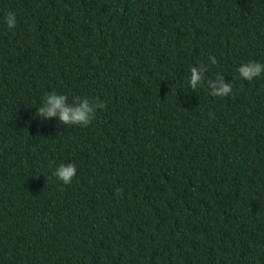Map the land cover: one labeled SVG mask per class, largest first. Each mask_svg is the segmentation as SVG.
I'll list each match as a JSON object with an SVG mask.
<instances>
[{
    "label": "trees",
    "instance_id": "trees-1",
    "mask_svg": "<svg viewBox=\"0 0 264 264\" xmlns=\"http://www.w3.org/2000/svg\"><path fill=\"white\" fill-rule=\"evenodd\" d=\"M250 61L264 0H0V264H264ZM52 94L92 123L41 116Z\"/></svg>",
    "mask_w": 264,
    "mask_h": 264
},
{
    "label": "clouds",
    "instance_id": "clouds-1",
    "mask_svg": "<svg viewBox=\"0 0 264 264\" xmlns=\"http://www.w3.org/2000/svg\"><path fill=\"white\" fill-rule=\"evenodd\" d=\"M6 24L9 28L16 27V16L14 13L9 12L6 14ZM191 71V85L195 88L201 77L197 74L196 69H192ZM262 71H264V65L251 61L240 68L242 77L248 81H252L254 77L260 76ZM231 90L230 86L220 83L218 87L213 88L212 95L227 96ZM65 100L66 97L63 95L57 96L52 94L48 96L47 105L44 108L39 109L40 115L47 118L58 116L66 125L79 124L82 127H88L92 123L88 115L92 109L89 108L87 102L79 108H70L65 106ZM101 107L106 109V105H101ZM54 175L64 184H71L73 177L76 175L75 166L73 164H61Z\"/></svg>",
    "mask_w": 264,
    "mask_h": 264
}]
</instances>
